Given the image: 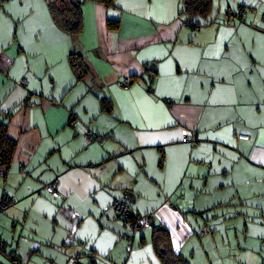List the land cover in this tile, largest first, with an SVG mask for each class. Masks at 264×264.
I'll use <instances>...</instances> for the list:
<instances>
[{"label":"crops","instance_id":"0c3cea01","mask_svg":"<svg viewBox=\"0 0 264 264\" xmlns=\"http://www.w3.org/2000/svg\"><path fill=\"white\" fill-rule=\"evenodd\" d=\"M81 12L70 35L45 0H0V123L15 142L0 264H163L153 225L188 264H264V0H211L192 21L182 0ZM54 180L57 197L42 189ZM117 199L145 221L130 240Z\"/></svg>","mask_w":264,"mask_h":264},{"label":"trees","instance_id":"16d2710c","mask_svg":"<svg viewBox=\"0 0 264 264\" xmlns=\"http://www.w3.org/2000/svg\"><path fill=\"white\" fill-rule=\"evenodd\" d=\"M97 1L107 6L113 4V0ZM48 4L53 20L59 28L70 35H78L81 32L83 25L81 0H57ZM210 7L211 0H182V13H185L191 21L195 18L205 17ZM197 23L194 24L198 25ZM106 25L107 28L114 29L117 28L118 22L108 20ZM69 61L77 76L82 77L87 70V66L83 62L81 54L71 53ZM150 68L152 69V67ZM14 149L15 142L7 136L6 125L0 123V166H8ZM152 244L163 264H188L180 254L172 250L170 237L165 228L153 225Z\"/></svg>","mask_w":264,"mask_h":264},{"label":"built area","instance_id":"2783aa9c","mask_svg":"<svg viewBox=\"0 0 264 264\" xmlns=\"http://www.w3.org/2000/svg\"><path fill=\"white\" fill-rule=\"evenodd\" d=\"M243 15H244V10L240 9L239 11L240 18L243 17ZM152 70H156V67H152ZM26 82L27 81L25 79H21L19 80L18 83L20 85H25ZM130 83H131L130 78H124L122 82L120 83V85L122 87H127L129 86ZM33 103L34 102L30 100L29 98H27L24 101L25 106H32ZM85 137L87 138L88 141L99 140L97 137L91 135L90 133L85 134ZM237 138L241 140H246L248 139V136L246 134H238ZM185 139L191 142H194V140H196L195 137L189 138L188 136H185ZM6 173H7V166L1 165L0 166V176H4ZM262 182L264 183V174L262 176ZM42 189H44L49 195L53 197H57L59 195L57 192V181L56 180L48 184H45ZM14 203H15L14 196H11L7 193L1 194L0 195V212H3L6 209L10 208ZM112 208L115 211V213L124 220L128 228V232L125 234V238L127 240H130L131 236L135 232L141 230V228L143 227L145 223L144 219L137 216L135 212L133 211V209L131 208L130 204L124 200H120V199L114 200L112 203ZM202 231H204V228H202ZM5 252H6L5 243L2 240H0V254L5 255ZM8 261L10 264H20L19 259L12 255L8 256ZM69 262L70 264H80L81 263L77 257H71L69 259Z\"/></svg>","mask_w":264,"mask_h":264},{"label":"rangeland","instance_id":"374dc122","mask_svg":"<svg viewBox=\"0 0 264 264\" xmlns=\"http://www.w3.org/2000/svg\"><path fill=\"white\" fill-rule=\"evenodd\" d=\"M57 0H45V3H52V2H55Z\"/></svg>","mask_w":264,"mask_h":264},{"label":"water","instance_id":"95a60500","mask_svg":"<svg viewBox=\"0 0 264 264\" xmlns=\"http://www.w3.org/2000/svg\"><path fill=\"white\" fill-rule=\"evenodd\" d=\"M81 264V263H80Z\"/></svg>","mask_w":264,"mask_h":264}]
</instances>
